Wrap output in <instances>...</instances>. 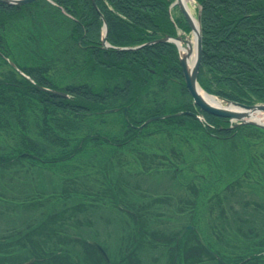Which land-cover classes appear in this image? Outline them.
<instances>
[{"label": "trees", "instance_id": "obj_1", "mask_svg": "<svg viewBox=\"0 0 264 264\" xmlns=\"http://www.w3.org/2000/svg\"><path fill=\"white\" fill-rule=\"evenodd\" d=\"M174 1L0 2V169L26 163L38 171L57 169L63 179L73 181L81 166H95L94 161L106 164L120 149H134L133 143L153 134L170 137L182 128L192 136L243 143L247 149L264 138V128L236 126L193 104L177 47L159 41L176 36L178 30H191L177 7L170 8ZM193 1L200 7L202 55L197 81L202 89L230 101L264 103V0ZM104 22L109 46L103 43ZM79 73L103 82L92 87L73 79ZM164 114L168 116L141 127L148 118ZM80 157L83 163L71 164ZM152 163L144 160L141 165L152 169ZM230 188L224 189L225 194ZM37 201L26 206L34 208L40 205ZM114 205L134 226L120 248L119 264H142L139 248L144 240L150 245L174 241L171 264H199L204 257L218 264H262V254L232 261L220 257V261L206 238L200 240L197 228L187 229L180 239L165 237L143 227L144 208L132 209L116 200ZM82 206L80 210L86 211ZM64 213L34 217L23 230L8 229L0 235V253L29 241L25 257L32 260L29 264H81L69 251L50 247L56 238L78 243L88 264H108L92 243L62 233L64 228L57 226Z\"/></svg>", "mask_w": 264, "mask_h": 264}, {"label": "rangeland", "instance_id": "obj_2", "mask_svg": "<svg viewBox=\"0 0 264 264\" xmlns=\"http://www.w3.org/2000/svg\"><path fill=\"white\" fill-rule=\"evenodd\" d=\"M189 5L196 17L197 5L193 1ZM73 79L92 87L103 82L98 76L81 73ZM191 133L180 128L170 137L153 134L142 138L138 145L133 143L134 149H120L105 165L94 161L95 166H81L73 181L63 179L57 169L38 171L26 163L0 169V235L12 228L23 230L34 217L64 210L57 226L64 228V235L100 244L108 254V264H119L120 248L134 226L127 213L115 207L116 200L132 209L144 208L143 227L162 236L180 239L187 226L195 227L218 253L217 259L232 261L262 254L264 264V138L247 149L243 143ZM151 154L156 157H149ZM144 160L154 162L150 164L154 168L144 170ZM84 161L80 157L71 164ZM227 186L232 188L225 194ZM37 199L40 205L26 206ZM82 205L87 206L86 211L80 210ZM221 210L223 216L219 217ZM49 244L88 264L78 243L54 238ZM173 245L174 241L150 245L144 240L139 248L142 264H171ZM29 246L27 241L24 246L5 249L0 264L26 263ZM202 259L199 264H218L209 257Z\"/></svg>", "mask_w": 264, "mask_h": 264}, {"label": "water", "instance_id": "obj_3", "mask_svg": "<svg viewBox=\"0 0 264 264\" xmlns=\"http://www.w3.org/2000/svg\"><path fill=\"white\" fill-rule=\"evenodd\" d=\"M34 0H0L1 3L4 4H8V5H23V4H27L30 3ZM94 2V0H93ZM172 6H177L179 8V10L181 11V13L183 14V16L185 17V19L187 20L189 26L191 27V32H196V39H195V59L194 62L192 64V66L189 68L188 66V59L190 57L191 54V48H190V40L189 37L187 35L184 36H176V37H165L160 39L159 41H168V42H173L179 51V62L182 68V73H183V77H184V81H185V85L186 88L188 90V93L190 94L193 103L198 106L201 110L216 115V116H220V117H225L230 119L231 121H235L236 122V126L237 125H243V124H254L260 128H264V122H259V121H255V120H247L245 119L246 112H236L233 110H230L228 108H223V107H217L214 105L209 104L208 102H206L205 100H203L201 98V96L198 93V88H201L199 83L197 82V75H198V70H199V65L201 62V55H202V35H201V25H200V11L197 14L195 20L197 21V25L198 27L195 28L194 26V22H193V18L191 17V14L188 12V10L186 9L185 5H183V3L181 2V0H175L172 4ZM103 29H104V36H103V42H106V35H107V25L104 22L103 25ZM184 43L185 44V48H186V52L184 54L181 53L180 51V44ZM122 49H128L127 47L122 48ZM48 92H52L54 94H58V95H64L63 93H61L60 91L57 90H51V89H47V88H43ZM222 102L228 104V105H232L235 107H239L245 110H248L249 112H257V111H263L264 112V103H257V104H252V105H248V104H244L241 102H236V101H230L227 99H223V98H219ZM245 113V114H244ZM168 115H160V116H154V117H150L148 118L143 124H147L150 121L154 120V119H158V118H165ZM189 228V226L186 227V229ZM99 250L100 252L107 258L106 253L104 252V250L102 249V247L96 243H93ZM29 262L23 263V264H28Z\"/></svg>", "mask_w": 264, "mask_h": 264}, {"label": "bare ground", "instance_id": "obj_4", "mask_svg": "<svg viewBox=\"0 0 264 264\" xmlns=\"http://www.w3.org/2000/svg\"><path fill=\"white\" fill-rule=\"evenodd\" d=\"M181 2L183 3V5H185L186 9L191 14V17L193 18L194 26H195V28H197L198 27L197 21L195 20L193 14L191 13L190 5H189L191 3V0H181ZM195 39H196V32H192V36L189 39L190 40V48H191V54H190V57L188 59L189 68L192 66L194 59H195V52H196ZM180 51L182 54H184L186 52V48L182 44L180 45ZM198 93L203 100H205L206 102H208L211 105H214L217 107L228 108V109L236 111V112H246V115H244L245 119L264 122V112L263 111H257L254 113V112H249L248 110H245V109H242L239 107L228 105V104L222 102L220 99H218L212 95L207 94L201 88H198Z\"/></svg>", "mask_w": 264, "mask_h": 264}]
</instances>
